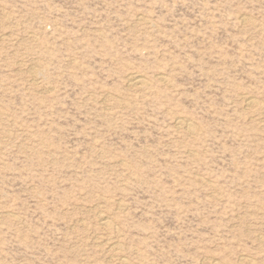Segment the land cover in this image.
Masks as SVG:
<instances>
[{"label": "rangeland", "instance_id": "obj_1", "mask_svg": "<svg viewBox=\"0 0 264 264\" xmlns=\"http://www.w3.org/2000/svg\"><path fill=\"white\" fill-rule=\"evenodd\" d=\"M215 263L264 264V0H0V264Z\"/></svg>", "mask_w": 264, "mask_h": 264}, {"label": "bare ground", "instance_id": "obj_2", "mask_svg": "<svg viewBox=\"0 0 264 264\" xmlns=\"http://www.w3.org/2000/svg\"><path fill=\"white\" fill-rule=\"evenodd\" d=\"M131 74H133V73H131ZM138 74V73H137ZM142 77V76H141ZM141 77H139V75L137 76V75H129V81L128 82H130L131 83V85H139V84H142L143 83V80L144 79H142ZM144 78V77H143ZM163 78V77H162ZM147 79V78H146ZM245 98V97H244ZM245 101H246V104L247 105H253V100L251 99V97L250 98H246L245 99ZM255 102V101H254ZM257 103V102H256ZM247 108V107H246ZM179 119V118H178ZM181 119V118H180ZM179 119V120H180ZM176 120V119H175ZM183 122H186V121H184V120H182ZM183 122H181V121H179V126H183V125H180L181 123H183ZM188 123L189 122H187V124H185V126L187 127V128H189L190 127V125L191 124H189L188 125ZM191 123V122H190ZM178 125V124H177ZM186 128V129H187ZM191 128H192V126H191ZM190 128V129H191ZM189 130V129H188ZM192 130V129H191ZM98 220H99V222H100V224L104 227V228H107V227H110L111 225V223H110V219L108 220V218H106V217H104V216H99L98 217ZM114 222V221H113ZM111 228V227H110ZM117 245V244H116ZM115 246V245H114ZM124 263V262H123ZM216 264V263H215Z\"/></svg>", "mask_w": 264, "mask_h": 264}]
</instances>
